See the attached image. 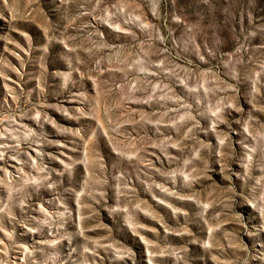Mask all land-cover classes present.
<instances>
[{
	"label": "rangeland",
	"instance_id": "374dc122",
	"mask_svg": "<svg viewBox=\"0 0 264 264\" xmlns=\"http://www.w3.org/2000/svg\"><path fill=\"white\" fill-rule=\"evenodd\" d=\"M0 264H264V0H0Z\"/></svg>",
	"mask_w": 264,
	"mask_h": 264
}]
</instances>
